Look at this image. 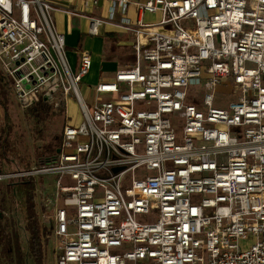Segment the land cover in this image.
<instances>
[{"label":"built area","instance_id":"built-area-1","mask_svg":"<svg viewBox=\"0 0 264 264\" xmlns=\"http://www.w3.org/2000/svg\"><path fill=\"white\" fill-rule=\"evenodd\" d=\"M130 3L69 11L90 35L112 24L131 36L133 62L87 102L91 53L71 68L56 7L0 0V69L21 106L66 115L74 99L81 115L46 162L0 181L51 177L38 208L60 240L56 264H264V0L132 2L153 22L133 21Z\"/></svg>","mask_w":264,"mask_h":264},{"label":"rangeland","instance_id":"rangeland-1","mask_svg":"<svg viewBox=\"0 0 264 264\" xmlns=\"http://www.w3.org/2000/svg\"><path fill=\"white\" fill-rule=\"evenodd\" d=\"M80 90L83 98L89 102L92 98V91L90 89ZM201 90L202 85L193 87L194 94ZM218 90H220L219 87ZM0 102L6 106L8 116L6 125L10 127L9 146L6 154L8 159H0V171L4 173L17 172L39 167L54 154L51 150H56L61 142L62 129L67 120L65 114L52 117L44 123H35L26 116V109L21 106L10 83L4 88L0 85ZM59 108L56 111L52 110L57 113ZM67 111L75 121L80 120L81 115L78 108H73L68 103ZM3 116L4 113L0 107V126L3 125ZM178 121L180 122V119ZM176 133L180 136L181 128L177 129ZM50 179L51 177L47 176L31 177V187L26 188L22 181H27V179L10 177L0 181V264H18L17 247L27 253L29 233L25 210V192L30 193V196L33 197L34 213L41 233L42 247L39 261L25 255L24 264H56L55 258L60 240L54 237L50 227L41 220L38 208L40 190L44 183L47 184ZM36 188L39 189V192ZM153 218V215L137 216L138 220H152ZM246 242L247 240H243L240 245L246 247Z\"/></svg>","mask_w":264,"mask_h":264},{"label":"crops","instance_id":"crops-1","mask_svg":"<svg viewBox=\"0 0 264 264\" xmlns=\"http://www.w3.org/2000/svg\"><path fill=\"white\" fill-rule=\"evenodd\" d=\"M49 1L56 7L53 12L54 24L55 28L64 34L66 57L71 68L76 70L78 54L81 50H88L91 53L92 65L81 82V89L92 91V87L100 79L111 77L117 68L133 62L131 36L125 30L112 24H105L100 27L98 35H90L87 32L88 18L69 13V11H76L84 15L105 17L108 14L109 0H98L97 5L89 3L85 5V0ZM130 1L127 15L133 21L138 17L146 22H153L159 18V14L137 11L132 2L143 0ZM68 103L73 108H78L74 99H69ZM66 117V121L72 124L79 121H75L67 110Z\"/></svg>","mask_w":264,"mask_h":264},{"label":"trees","instance_id":"trees-1","mask_svg":"<svg viewBox=\"0 0 264 264\" xmlns=\"http://www.w3.org/2000/svg\"><path fill=\"white\" fill-rule=\"evenodd\" d=\"M9 84V81L3 74L0 69V85L2 88L6 87ZM0 107L4 113L3 118V125L0 126V159H8L7 157V148L9 146V131L10 127L6 125L7 120V109L4 103L0 102ZM25 114L35 123H44L48 121L52 117H56L60 114H65V107L60 106L57 113L52 110V106L43 102L42 100L37 101L35 104L25 108ZM66 116V115H65ZM60 145V143H59ZM51 152L55 153V150H51ZM31 179L30 180H23L22 183L24 187H31ZM25 199V210L27 213V230H28V238H27V253H24L20 247L16 248V255H17V262L18 264H24L25 255L28 257L30 256L33 260L39 261L41 257V233L38 227L36 215L34 213V203L33 197L30 196V193L25 192L24 194Z\"/></svg>","mask_w":264,"mask_h":264},{"label":"water","instance_id":"water-1","mask_svg":"<svg viewBox=\"0 0 264 264\" xmlns=\"http://www.w3.org/2000/svg\"><path fill=\"white\" fill-rule=\"evenodd\" d=\"M56 151H58V149H56Z\"/></svg>","mask_w":264,"mask_h":264}]
</instances>
